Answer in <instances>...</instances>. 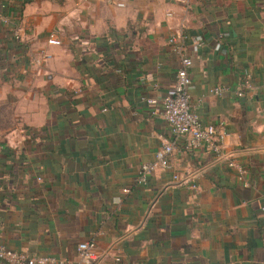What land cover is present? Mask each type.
I'll return each mask as SVG.
<instances>
[{
	"label": "crops",
	"instance_id": "1",
	"mask_svg": "<svg viewBox=\"0 0 264 264\" xmlns=\"http://www.w3.org/2000/svg\"><path fill=\"white\" fill-rule=\"evenodd\" d=\"M0 13L1 243L77 264L89 240L91 264H264V0H0ZM175 35L222 157L174 140L160 114ZM164 143L170 169L137 186Z\"/></svg>",
	"mask_w": 264,
	"mask_h": 264
},
{
	"label": "built area",
	"instance_id": "2",
	"mask_svg": "<svg viewBox=\"0 0 264 264\" xmlns=\"http://www.w3.org/2000/svg\"><path fill=\"white\" fill-rule=\"evenodd\" d=\"M170 16V15H168ZM9 23L7 17L0 13V24L7 25ZM187 38L183 35H175L169 38L168 43L172 51L179 59V65L175 75V83L171 91L161 99L162 110L160 112L162 118L167 123L169 131L174 140L185 139L188 149L199 150L207 149L222 157L223 145L226 133L222 127L214 125H204L194 112V106L191 98V78L190 69L192 67L191 59L184 53V42ZM48 44L59 46L61 43L57 39L56 32H52L48 37ZM193 47L196 50L203 45L202 39L197 37L192 40ZM220 48L219 44L215 49ZM251 89V82L248 76L242 81L241 85L235 90V96L241 98ZM227 88L220 86L209 91V94L222 97ZM143 103L154 107L158 100L155 97H147L142 99ZM155 110L153 114H156ZM174 152L173 143H164L155 153L154 160L150 163H144L140 166L135 183L137 186L145 185L148 178L157 170L170 169V158ZM238 173L239 179L242 180L245 172L233 161L228 163ZM174 181L178 180L177 176L173 177ZM191 190H195L196 186L191 185ZM129 189H123V193H128ZM77 258L79 263L91 264L97 260V252L93 240L82 242L77 246ZM0 261L5 264H77L64 259L54 257H36L28 259L25 255L8 249L0 242Z\"/></svg>",
	"mask_w": 264,
	"mask_h": 264
}]
</instances>
